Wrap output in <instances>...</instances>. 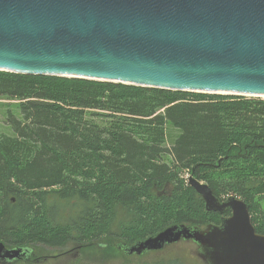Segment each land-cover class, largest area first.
<instances>
[{"label": "trees", "instance_id": "16d2710c", "mask_svg": "<svg viewBox=\"0 0 264 264\" xmlns=\"http://www.w3.org/2000/svg\"><path fill=\"white\" fill-rule=\"evenodd\" d=\"M0 109V241L23 264H104L170 225L220 224L231 209L208 211L191 175L264 234L263 97L0 70Z\"/></svg>", "mask_w": 264, "mask_h": 264}, {"label": "water", "instance_id": "95a60500", "mask_svg": "<svg viewBox=\"0 0 264 264\" xmlns=\"http://www.w3.org/2000/svg\"><path fill=\"white\" fill-rule=\"evenodd\" d=\"M0 70L264 97V0H0ZM189 183L208 211L231 215L170 225L124 251L185 240L206 264H264L246 201L220 199L193 175ZM25 254L0 241V257Z\"/></svg>", "mask_w": 264, "mask_h": 264}, {"label": "rangeland", "instance_id": "374dc122", "mask_svg": "<svg viewBox=\"0 0 264 264\" xmlns=\"http://www.w3.org/2000/svg\"><path fill=\"white\" fill-rule=\"evenodd\" d=\"M4 120L5 119L3 118L0 109V133L3 132L10 133L11 127L7 125ZM186 176L188 175L186 174ZM261 208L262 211L264 212V199L262 200ZM197 251H198V246L194 241L183 240L178 243L168 245L166 248L162 250L148 251L141 255L130 254L127 255L126 257L119 255L117 258H115L116 260L113 261L111 260V262L104 264H145V263H154L160 260H165L169 262L172 260H176L178 258L182 261V264H206L205 262L202 261L200 257H198ZM78 254L79 252L75 253L74 255L72 253L64 254L61 259L64 262L69 260V258L71 257L77 258ZM56 262H57L56 258L54 259L49 258L45 264H56ZM7 264H23V261L21 259H18V261L16 260L13 261V263H7Z\"/></svg>", "mask_w": 264, "mask_h": 264}, {"label": "flooded vegetation", "instance_id": "af4514ba", "mask_svg": "<svg viewBox=\"0 0 264 264\" xmlns=\"http://www.w3.org/2000/svg\"><path fill=\"white\" fill-rule=\"evenodd\" d=\"M77 252V251H76ZM75 252V253H76ZM69 254V253H68ZM22 258V257H21ZM18 259H20V258H18ZM18 259H13V260H9V259H7V258H3V257H0V263H13V261H18Z\"/></svg>", "mask_w": 264, "mask_h": 264}, {"label": "bare ground", "instance_id": "6f19581e", "mask_svg": "<svg viewBox=\"0 0 264 264\" xmlns=\"http://www.w3.org/2000/svg\"><path fill=\"white\" fill-rule=\"evenodd\" d=\"M237 196V195H236ZM239 197V196H238ZM251 213V212H250ZM8 248V247H7Z\"/></svg>", "mask_w": 264, "mask_h": 264}]
</instances>
